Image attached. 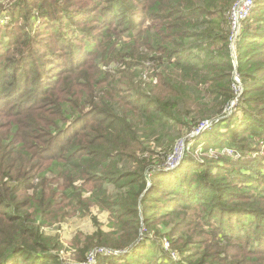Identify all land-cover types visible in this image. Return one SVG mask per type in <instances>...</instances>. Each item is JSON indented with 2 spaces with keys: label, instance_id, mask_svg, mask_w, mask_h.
Listing matches in <instances>:
<instances>
[{
  "label": "trees",
  "instance_id": "obj_1",
  "mask_svg": "<svg viewBox=\"0 0 264 264\" xmlns=\"http://www.w3.org/2000/svg\"><path fill=\"white\" fill-rule=\"evenodd\" d=\"M96 1L107 2L96 27L101 31L97 44L106 47L105 54L94 48L91 29L75 26L74 21L81 15L89 19L93 10L52 18L55 25L65 18L72 22L79 40H89L83 50L76 51L61 33L54 38L57 35H48L47 29L44 34L24 29L0 53V116L8 119L6 125L0 123V264H65L58 243L54 246L41 228L47 220L36 225L29 213L30 198L22 195L39 192V201L47 206L50 174L65 182L55 187L59 207L66 200L74 209L78 203L88 209L95 204L115 217L117 230L108 233L99 227L96 244L120 248L114 243L122 238L123 248L130 251L122 259L99 254L97 264H156L161 256L158 264H204L206 258L205 264H239L230 256L201 254L198 243L190 245L196 249L193 253L178 249L179 260L174 261L148 236L141 238L142 225L154 229L157 219L196 205L204 207L202 217L225 250L264 258V155L248 143L264 141V0H256L258 6L237 39L244 99L235 94L236 65L229 47L230 12L238 0ZM20 3L24 10L32 4ZM111 30L122 36L109 43ZM41 35L53 37L66 55L53 81L49 52L59 53L42 52L38 44L47 43ZM99 59L123 67L109 72ZM147 61L154 71L144 81L147 72L140 68ZM235 99L236 107L243 100L244 118L227 117L219 121L227 130L216 123L204 134L215 144L225 137L224 146L240 150L246 160L221 159L214 170L212 161L201 163L189 154L176 170H156L176 156L181 138L227 114ZM195 108L201 111L195 113ZM192 142L187 145L194 149ZM210 146L215 145L209 142L205 150ZM149 174L158 187L146 192ZM194 180L198 183L192 184ZM86 184L91 186L88 197L82 187ZM38 214L47 215V209ZM179 239L181 235L169 237L173 246ZM93 244L86 245L74 264L87 262L96 249ZM183 245L187 247L185 240Z\"/></svg>",
  "mask_w": 264,
  "mask_h": 264
},
{
  "label": "rangeland",
  "instance_id": "obj_2",
  "mask_svg": "<svg viewBox=\"0 0 264 264\" xmlns=\"http://www.w3.org/2000/svg\"><path fill=\"white\" fill-rule=\"evenodd\" d=\"M31 5H29L25 10V4L20 3V0H0V53L4 52V47L6 43H9L12 41V39H16V36L18 33H22V31L25 29V31H36L42 32L43 29H47L49 31L48 35L56 34L57 36L54 38H58L60 33L61 36L65 35L68 38L66 39L67 42H72L74 48L77 50H83V48L87 45L88 39L85 41L79 40L77 34L73 28L72 22L67 20L66 18L63 20L57 21L59 24L55 25L53 24L52 18L55 17H65L67 15L73 16L75 11L83 10V14H85V10H93V12H89L92 16L89 19L83 18L84 15H81V20L74 21L75 26L79 27L77 30L80 29H91L90 34L92 37H95L91 39V42L94 43V48L97 50L100 49L101 54H105L107 52V49L104 45H101V43L97 44V39H101V31L97 27V17L100 15L102 8L104 5L107 4L106 1H101L97 4L96 0H57L58 1V8L55 7V0H30ZM52 3L51 5H49ZM264 3V1H263ZM47 5V7L45 6ZM258 4L256 3V0H254L253 9L251 11V14L257 8ZM43 7L44 10L41 9ZM259 8V7H258ZM22 9V10H21ZM46 12L47 15H44ZM29 13V14H28ZM29 15V17H27ZM251 16V15H250ZM245 21H242L240 24V27L238 26L237 29L231 28V36H230V43L229 47L232 53L233 62L235 63V71L233 74V77L235 81L238 83V87L235 88V94H237V98L244 99V91H245V85L242 81V78L240 74L238 73L237 68H239V49H238V42L237 39L242 35V30L240 31L239 28L243 27V23ZM60 25H68L67 27H61L60 31H57V27ZM74 26V27H75ZM231 26V24H230ZM255 24L251 25V28H254ZM235 31V33H233ZM108 40L109 43H112L114 41H118L119 38L122 36L118 31L111 30ZM42 34H44L42 32ZM239 35V36H238ZM241 37V36H240ZM40 38L46 39L45 42L47 44L50 43V45L45 46V44H38L41 46L42 52H45L46 50H52L55 52H58L59 54L57 56L53 55L52 52H49L50 59L52 62L51 68H49V72L52 73V76L50 74L49 80H52V77L55 76V74H58V66L63 65L64 60L66 59V55L64 53V50H60V45H55L53 37L51 36H45L41 35ZM38 46V47H39ZM101 47V48H100ZM68 51L72 50L71 47H66ZM40 49V48H39ZM61 51V52H60ZM61 53V54H60ZM81 54V53H80ZM142 54H137V56H141ZM9 56V54H8ZM12 57V55H11ZM90 58V57H89ZM58 61V62H57ZM99 61L102 62L101 67L103 69L112 72V70H115L116 68L123 67L122 63L116 62L112 64L109 59H99ZM139 61V59L135 60ZM105 63V64H103ZM145 66L141 67L140 69L144 72H147L146 75L143 77L144 81H149V78L151 76V73L154 71V69H150L152 67V62L147 61L144 63ZM47 67H49V64H47ZM47 82V79H46ZM243 101V100H242ZM242 101L237 105L236 102L237 99L233 102V105L230 107V111L220 116L219 118H216L214 121L208 122L209 125L200 130H195L192 134L188 135L187 137L181 138L178 142V164L177 165H168V161L165 163V167H160L156 170L159 171H172L176 170L179 166L183 165L182 163H185V156L186 155H192L196 158V161H199L203 163L204 161H212V168L214 170L217 169V165L219 164V161L221 159H233L238 161L239 159H245L246 157L242 156V153L240 150L235 149L233 151H229V148L224 146V140L225 137H223L222 141L219 144H215L216 142H212V136H205L204 132L210 131L211 127H213L216 123H219V121H227V117L235 116L237 121H240L244 118L243 110H242ZM200 108H195V113L200 112ZM0 123L3 125H6L8 123V119L0 116ZM228 123V122H226ZM207 123H205L206 125ZM220 125V123H219ZM233 127V126H232ZM223 128V129H222ZM220 130L225 131L227 128L223 127V124L220 125ZM194 137H198L197 139L193 140ZM218 136V138H220ZM188 140H192L193 145H197L192 149L189 147ZM154 142L149 143L151 147H154ZM211 142L215 146H210L208 150H205V147L207 144ZM249 144H253V148L258 149V153L260 155H264V141L259 140L256 138L255 142H248ZM191 144V143H190ZM164 151V150H162ZM250 155V153H248ZM247 154V155H248ZM181 156V157H180ZM252 159L256 156L252 155ZM180 157V158H179ZM248 159V158H247ZM184 160V161H183ZM246 160V159H245ZM224 166H228L226 164H223ZM264 167V164H262ZM178 166V167H177ZM166 168V169H165ZM155 170V171H156ZM187 172H185L183 175H186ZM152 174V173H151ZM151 174L148 175V188L146 192L152 190V187L156 185L155 187H158L157 183H153L150 180ZM176 175V174H173ZM50 176V182L47 183L46 186V202L47 206L39 201L40 193L36 192L34 190H29L23 192V197H29L30 198V208L29 213L31 215V219H33L34 223L36 225H40L42 223L43 219H46L47 222L42 225V230L44 233L52 238L53 242L52 244L55 246V241L58 243L56 245V250L60 251L61 259L65 262V264H74L75 262H80L79 258L82 254V250L86 249V245L93 244V248L95 249L94 256L96 257L100 255H106L108 257L115 258V259H122L124 258L130 250L124 249L123 245L125 244L126 240L119 238L114 244L120 248H113V245H109L110 247L105 248L104 246L97 245V237L95 236L97 229L100 227L101 230L111 233L117 230V227L113 225V221L115 220V217L110 211H107L105 209H101L98 205L91 204L89 209L84 207L83 204L78 203V208L74 209L73 207H70L69 200H66L61 207H59V204L61 203L60 198V192L55 190V187L58 185V183H65L63 179L55 180V177L53 175ZM169 179H166V181ZM37 184L41 183V180H36ZM198 183L197 181H192V184ZM77 184H80V182H77ZM82 185V184H81ZM86 189V192L84 194L85 197H88L90 195V185L82 186ZM61 191L64 189V187H60ZM151 194V193H150ZM170 194H167L162 197V199H167ZM183 199L187 200L186 194H181ZM50 199H53L52 204H48V201ZM56 199V200H55ZM56 201V202H55ZM40 209H47V215L41 216L38 214V211ZM204 207L196 205L194 207H179L172 212L169 216H166L163 219H157L153 224L155 225L154 229L151 228L149 230L148 227L145 225H142L141 228V238L149 237V241H155L158 245L160 250H162L165 253H168L169 256H171L174 261L179 260V254L177 252L178 249L184 248L187 251L190 249V252L196 251V249H191L190 245L193 243H198L197 246H200L197 249L201 254L206 253L213 254L214 257L221 256V257H227L230 256L232 259H235L239 261V264H260L264 258L262 257H253L248 255L247 253L243 251H236L235 249H228L225 250L223 242L219 239L218 236L210 232L211 227L208 226L206 223V218H203V212L202 210ZM148 229V230H147ZM181 235V239H179V242L176 246H173L171 241H169V237L173 236L175 238H178ZM94 238V239H93ZM117 238V237H114ZM183 240L187 242V247L183 245ZM205 243L206 246H205ZM175 245V244H174ZM97 247H103L104 250H101ZM130 249V248H129ZM103 252V253H100ZM97 253V254H96ZM106 253V254H105ZM98 255V256H97ZM93 261L92 258H88L87 262H81L82 264H89V262H92V264H97V258ZM195 259V258H193ZM157 260L155 263L158 264L162 260L161 258H155ZM195 261V260H194ZM207 262V258L204 262V264ZM221 264V263H220Z\"/></svg>",
  "mask_w": 264,
  "mask_h": 264
},
{
  "label": "built area",
  "instance_id": "obj_3",
  "mask_svg": "<svg viewBox=\"0 0 264 264\" xmlns=\"http://www.w3.org/2000/svg\"><path fill=\"white\" fill-rule=\"evenodd\" d=\"M253 5H254V0H238V2L235 4V6L231 9V12H230V24H231L232 29H237L238 26L240 27L241 22L245 21L251 15ZM241 28H239L240 31H241ZM233 33H235V31H233ZM206 123L207 124L206 125L203 124L200 129L204 128L205 126L207 127L209 125L208 122H206ZM200 129H198V130H200ZM229 151H233V150L229 149ZM178 156H179V152H177L176 156L174 158H171L168 161V165H165V166L177 165L179 163L177 161ZM93 253H95V251ZM93 256H94V254H92V256L90 257V258H92V260H90V261H93L95 259L96 255H95V257H93ZM85 264H87V263H85ZM89 264H92V262H89Z\"/></svg>",
  "mask_w": 264,
  "mask_h": 264
},
{
  "label": "water",
  "instance_id": "obj_4",
  "mask_svg": "<svg viewBox=\"0 0 264 264\" xmlns=\"http://www.w3.org/2000/svg\"><path fill=\"white\" fill-rule=\"evenodd\" d=\"M164 167H165V166H164ZM164 167H163V168H164Z\"/></svg>",
  "mask_w": 264,
  "mask_h": 264
},
{
  "label": "bare ground",
  "instance_id": "obj_5",
  "mask_svg": "<svg viewBox=\"0 0 264 264\" xmlns=\"http://www.w3.org/2000/svg\"><path fill=\"white\" fill-rule=\"evenodd\" d=\"M178 167V166H177Z\"/></svg>",
  "mask_w": 264,
  "mask_h": 264
}]
</instances>
